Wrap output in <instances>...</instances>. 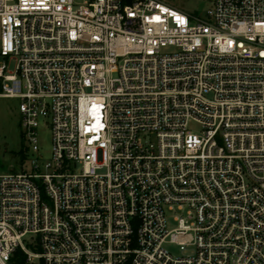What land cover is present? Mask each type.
I'll use <instances>...</instances> for the list:
<instances>
[{"label":"built area","instance_id":"1","mask_svg":"<svg viewBox=\"0 0 264 264\" xmlns=\"http://www.w3.org/2000/svg\"><path fill=\"white\" fill-rule=\"evenodd\" d=\"M171 1L0 0V264H264V0Z\"/></svg>","mask_w":264,"mask_h":264},{"label":"rangeland","instance_id":"2","mask_svg":"<svg viewBox=\"0 0 264 264\" xmlns=\"http://www.w3.org/2000/svg\"><path fill=\"white\" fill-rule=\"evenodd\" d=\"M170 5L179 10L205 15L211 7L206 1L201 0H173ZM6 63L7 74H14L16 70L15 61H7L0 56V65ZM19 100L0 99V174L9 171H20L24 168V161L20 156H24L25 146L21 128V114L19 113ZM40 148L45 154V159L49 160L52 147V135L50 128L43 125L40 128ZM173 226L176 224L173 223ZM175 253L178 250L173 249Z\"/></svg>","mask_w":264,"mask_h":264},{"label":"trees","instance_id":"3","mask_svg":"<svg viewBox=\"0 0 264 264\" xmlns=\"http://www.w3.org/2000/svg\"><path fill=\"white\" fill-rule=\"evenodd\" d=\"M20 157H21V161L23 162L24 156H20ZM26 262H27L26 255L21 250H18L15 253L14 257L12 258L10 264H27Z\"/></svg>","mask_w":264,"mask_h":264}]
</instances>
